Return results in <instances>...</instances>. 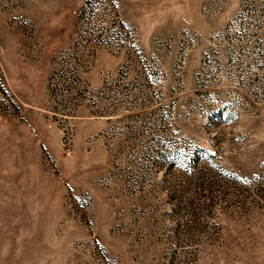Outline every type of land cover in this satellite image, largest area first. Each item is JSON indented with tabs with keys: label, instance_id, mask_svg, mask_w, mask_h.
Segmentation results:
<instances>
[{
	"label": "rangeland",
	"instance_id": "rangeland-1",
	"mask_svg": "<svg viewBox=\"0 0 264 264\" xmlns=\"http://www.w3.org/2000/svg\"><path fill=\"white\" fill-rule=\"evenodd\" d=\"M0 264H264V0H0Z\"/></svg>",
	"mask_w": 264,
	"mask_h": 264
}]
</instances>
